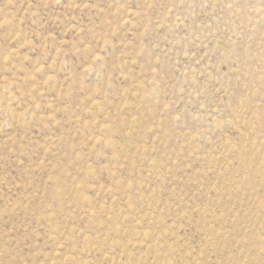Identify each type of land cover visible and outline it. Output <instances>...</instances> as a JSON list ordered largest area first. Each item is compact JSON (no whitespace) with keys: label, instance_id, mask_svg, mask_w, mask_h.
<instances>
[{"label":"rangeland","instance_id":"1","mask_svg":"<svg viewBox=\"0 0 264 264\" xmlns=\"http://www.w3.org/2000/svg\"><path fill=\"white\" fill-rule=\"evenodd\" d=\"M0 264H264V0H0Z\"/></svg>","mask_w":264,"mask_h":264}]
</instances>
